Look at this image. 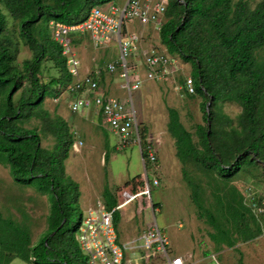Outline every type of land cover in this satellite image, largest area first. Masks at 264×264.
<instances>
[{
  "label": "trees",
  "instance_id": "trees-1",
  "mask_svg": "<svg viewBox=\"0 0 264 264\" xmlns=\"http://www.w3.org/2000/svg\"><path fill=\"white\" fill-rule=\"evenodd\" d=\"M111 1L0 0V163L9 167L16 183L49 195L51 207L48 231L36 245L26 226L18 223L17 227L0 210V236L4 230L0 245L6 248L0 252V264H11L16 258L28 264H80V257L86 264L77 232L67 236L73 224V207L80 199L79 184L65 168L75 138L64 119H52L43 109L46 98L60 94L59 88L71 80L63 48L53 40L51 31L50 35L49 23L85 21L91 8ZM4 11L17 23L20 41L33 52L21 66L15 63L16 38ZM159 39L167 55L191 66L195 94L187 95L204 100L206 125L196 126L197 142L181 122L178 110L168 109L167 128L175 140L184 179L192 190L199 217L211 222L215 230L210 236L216 246L238 251V243L262 235L252 208L246 206L244 195L233 183L242 173L264 168V0L254 8L245 0H170ZM74 43H79L77 35ZM48 61L63 72V77L45 84L42 69ZM26 80L31 92L28 96L22 92L16 102L15 96ZM180 82L184 85L185 80ZM227 102L242 108L237 119L220 108ZM33 118L41 119L42 130L54 137L52 149L42 147L37 129L26 128ZM142 134L146 135V130ZM105 158L107 164L108 154ZM188 166L208 178L216 204L211 205L214 212L206 208L203 186L192 177ZM103 197L108 211L117 207L118 198L108 187ZM260 203L264 209V197ZM114 221L118 231L119 211L114 212Z\"/></svg>",
  "mask_w": 264,
  "mask_h": 264
},
{
  "label": "rangeland",
  "instance_id": "rangeland-1",
  "mask_svg": "<svg viewBox=\"0 0 264 264\" xmlns=\"http://www.w3.org/2000/svg\"><path fill=\"white\" fill-rule=\"evenodd\" d=\"M126 1L112 0L100 7L106 8L112 2L117 6H123ZM245 1H248L254 8L262 0ZM4 12L16 38V43H14L15 63L17 66H21L24 60L32 58L33 52L20 41L17 23L6 11ZM134 28H136V32L142 31L138 24ZM50 31L49 29V33ZM145 31L146 36L140 41L137 49L129 54L124 63L131 74V81L134 82V77L138 76L143 83L140 90L133 91L131 94L128 90L121 88V85L124 84V80L121 78L123 73L121 65L117 66L114 73L109 74L106 71V67L110 63L122 58L115 39L106 46L97 47L87 33H81L77 35L79 43L75 47L83 72L90 74L101 72V75L96 77L99 79L102 90L105 93H110L111 90L110 96L127 103L131 104L132 101L141 124V132L146 130V134L161 142L157 147L158 168L155 170L160 186L152 187L151 197L153 204L157 205L155 209L158 210L153 214L146 203L139 206V200L130 204L125 210L123 209L120 212L121 221L118 225L120 242L136 243V251H138L141 246L142 234L149 224L157 222L160 229L170 239V249L174 255L182 256L194 248L195 259L201 257L204 259L198 264H241L240 259H243V264H264V209L260 203L264 197V168L260 166L256 170L242 173L235 178L233 183V186L244 195L246 206L252 208L262 229V235L247 243L241 241L237 244L238 251L228 247L218 248L210 236L215 232L211 222L199 217V210L192 198V190L183 176V165L176 156L175 140L167 128L168 109L175 108L180 114L181 122L193 134L194 140L197 142L196 126L206 125L202 111L204 100L199 96H188L181 88L183 83L180 80L186 81L191 78V66L182 60L176 59L179 70L173 75L158 82H151L147 79L144 52L152 48L164 53L166 50L160 42L159 32L154 27L146 28ZM65 59L67 61V58ZM42 72V82L45 84H48L53 78L62 79L61 77H63V72L57 69L51 61L44 63ZM67 74L71 80L64 83L63 89L74 82L68 68ZM31 89L30 83L26 80L23 89L15 96L16 102L22 92L28 96ZM54 90L57 91V87H54ZM60 94L53 93V97L46 98L43 109L50 114L52 119H66L69 130L76 140L74 141L82 143L81 146L79 145V151H75L73 147L70 149L69 157L65 161L67 175L80 187L79 202L73 207V224L67 232V236L71 237L79 232L78 227L82 217L86 219L87 210L96 208L98 202L104 203L103 194L106 187L110 189L114 197L119 198L120 191L131 187L132 181L135 179L133 187L135 191H140L142 188L140 181L145 175V168L141 160L139 146L131 145L122 150L116 149L118 138L111 132L103 118H100L97 109L72 113L69 109L71 96L65 93L59 100L55 99ZM220 108L232 119H237L242 111V108L233 102L223 103ZM26 128H34L40 132L42 147L46 149L54 147L55 139L51 134L42 130L44 126L41 119L33 118L26 124ZM106 154H108L107 164H105ZM188 171L197 182L202 184L205 206L214 212V207L211 205L216 204L208 185V178L200 174L193 166H188ZM147 172L152 180L154 171L148 168ZM88 200L91 201V205L85 206ZM133 209L137 214L142 209L143 213L135 216ZM0 210L5 218L13 219L17 227L20 223L28 228L33 245H36L48 231V217L51 211L49 195H40L34 188L16 183L9 167L2 163H0ZM230 221L233 223V219ZM234 223L238 226L239 222L235 221ZM251 224L253 229L257 228L255 223ZM3 231L0 239L4 237ZM7 231L10 232V230ZM0 252H6V248L2 245H0ZM84 257L86 258L85 255ZM127 257L129 260H132V257L135 259V256L131 254H128ZM11 264L28 263L16 258ZM80 264H84L81 257ZM132 264L142 263L138 257ZM188 264H192V261Z\"/></svg>",
  "mask_w": 264,
  "mask_h": 264
},
{
  "label": "built area",
  "instance_id": "built-area-1",
  "mask_svg": "<svg viewBox=\"0 0 264 264\" xmlns=\"http://www.w3.org/2000/svg\"><path fill=\"white\" fill-rule=\"evenodd\" d=\"M169 2L170 0H127L123 6L109 3L106 8L93 7L85 21L73 25L55 21L49 23L52 38L63 48L62 54L67 58L68 71L74 79V82L66 89H63V86L59 88L62 92L60 97L66 92L72 97L69 109L75 114L80 111L98 109L111 132L118 138L116 149L122 150L131 145L139 146L145 168V175L140 181L142 183L140 191H135L132 183L131 187L120 191L118 205L112 211H108L104 203L100 202L97 203L96 208L87 210V217L86 219L83 217L76 235L79 247L87 258V264H132L138 257L142 264H186L191 258V255L185 258L172 254L170 239L160 229L157 222L149 224L142 234L138 251H136V243L120 242L114 221L115 211L122 212L124 208L138 200L139 206L146 203L153 214L158 210L155 209L151 197L152 187L160 186L155 170L158 168L157 147L161 142L151 135L143 136L132 101L130 104L104 93L96 77L101 75V72L98 71L95 74L82 72L81 61L76 54L74 43L75 35L81 33L89 34L97 47L106 46L115 39L122 58L110 63L106 71L109 74L114 73L117 66L121 65L123 71L121 78L124 80L121 88L128 90L130 94L138 91L143 83L138 76H135L134 82L131 81V74L124 63L129 54L137 49L140 41L146 36V28L154 27L160 32L166 21ZM136 24L142 28V31L136 32L134 28ZM177 60L156 48L145 51L144 63L147 68V79L151 82H158L173 75L179 70ZM181 88L187 94H195L192 78L186 79ZM79 145L81 146L82 143L75 142L73 149L79 151ZM148 168L154 171L152 180L148 176ZM134 212L135 209H133L135 216L143 213L142 209L138 211V214ZM128 254L135 256V259L132 257V260H129Z\"/></svg>",
  "mask_w": 264,
  "mask_h": 264
},
{
  "label": "crops",
  "instance_id": "crops-1",
  "mask_svg": "<svg viewBox=\"0 0 264 264\" xmlns=\"http://www.w3.org/2000/svg\"><path fill=\"white\" fill-rule=\"evenodd\" d=\"M110 90V89H109ZM108 92V91H107ZM110 93H111V90H110ZM110 93H106V95L107 96H110L111 94ZM110 97H113V96H110ZM85 112V111H84ZM98 115L100 116V118L102 117L103 118V116L101 115V114H99V112H98ZM101 118V119H102ZM66 120V119H65ZM89 205H91V201H89L88 200V202L87 203H85V206H89ZM124 210H125V208H124ZM182 226V225H181ZM191 252V253H190ZM189 255H191V258H190V260L186 263V264H188L189 262H191L192 261V264H194V262H195V264H198V262H203V257H201L200 259H195V257H196V251H195V249L194 248H192V251H187V253L186 254H184V255H182V256H184L185 258H187Z\"/></svg>",
  "mask_w": 264,
  "mask_h": 264
},
{
  "label": "clouds",
  "instance_id": "clouds-1",
  "mask_svg": "<svg viewBox=\"0 0 264 264\" xmlns=\"http://www.w3.org/2000/svg\"><path fill=\"white\" fill-rule=\"evenodd\" d=\"M112 3H114V2H112ZM125 3H126V2H125ZM125 3H124V4H125ZM95 7H100V6H95ZM91 9H92V8H91ZM76 35H78V34H76ZM76 35H75V36H76ZM88 35H89V34H88ZM82 72H83V70H82ZM83 73H84V72H83ZM84 74H87V73H84ZM88 74H89V73H88ZM134 78H136V77H134ZM121 86H122V85H121ZM66 93H67V92H66ZM104 93H105V92H104ZM64 94H65V93H64ZM64 94H63V95H64ZM105 94H106V93H105ZM58 97H60V96H58ZM58 97H55V99H57ZM61 97H62V96H61ZM61 97H60V98H61ZM60 98H59V99H60ZM70 100H72V97L70 98ZM120 100H121V99H120ZM92 110H96V109H92ZM92 110H90V111H92ZM70 111H71V109H70ZM97 111H98V109H97ZM71 112H72V111H71ZM87 112H89V111H87ZM98 112H99V111H98ZM72 113H73V112H72ZM99 114H101V113H99ZM101 115H102V114H101ZM103 120H104V119H103ZM75 141H76V140H75Z\"/></svg>",
  "mask_w": 264,
  "mask_h": 264
},
{
  "label": "water",
  "instance_id": "water-1",
  "mask_svg": "<svg viewBox=\"0 0 264 264\" xmlns=\"http://www.w3.org/2000/svg\"><path fill=\"white\" fill-rule=\"evenodd\" d=\"M209 105H210V104H209ZM209 105H208V106H209ZM52 235H53V234H52Z\"/></svg>",
  "mask_w": 264,
  "mask_h": 264
}]
</instances>
